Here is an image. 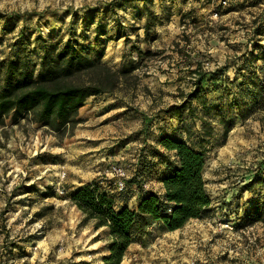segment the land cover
Returning <instances> with one entry per match:
<instances>
[{"label":"rangeland","instance_id":"374dc122","mask_svg":"<svg viewBox=\"0 0 264 264\" xmlns=\"http://www.w3.org/2000/svg\"><path fill=\"white\" fill-rule=\"evenodd\" d=\"M51 40L100 54L115 70L130 60L136 68L113 93L89 97L80 122L64 132L26 119L0 124V264H102L108 232L68 195L98 177L115 178L114 165L131 178L143 154L147 165L160 164L151 153L163 134L206 148L212 204L181 229L157 222L137 234L122 264H264L261 2L0 0V71L18 56L38 68L40 47ZM198 63L207 73L206 106L188 95ZM147 168L144 185H133L119 206L136 208L141 190L163 192ZM253 209L254 221L237 226Z\"/></svg>","mask_w":264,"mask_h":264},{"label":"trees","instance_id":"16d2710c","mask_svg":"<svg viewBox=\"0 0 264 264\" xmlns=\"http://www.w3.org/2000/svg\"><path fill=\"white\" fill-rule=\"evenodd\" d=\"M256 49L260 50L255 52L258 61L264 60V46H256ZM40 52L38 68H31L20 56L3 64L0 71V124L5 118L13 122L26 119L51 131L64 132L68 126L80 122L78 110L89 97L113 93L136 68V62L130 60L121 70H115L101 62L100 54L92 58L69 40L63 44L53 40L43 42ZM147 54L138 51L139 56ZM192 73L197 76L189 99H196L206 106L203 83L207 73L201 63ZM191 111H196L192 104ZM229 129L226 126L224 130L225 139ZM207 135L210 136L211 131ZM157 143L158 148L153 149L151 156L157 157L160 164L150 162L147 165L143 154L144 157L139 158V169L131 178H126L123 190H118L116 178L101 176L68 195L86 220L92 221L95 228L103 227L108 232V254L102 257V264H122L130 245L136 242L137 234L146 233L155 223L175 231L192 219L204 217L212 204L204 177L208 161L206 148L169 134L159 136ZM148 166L151 172L157 171L154 173L163 184V192L141 190L143 193L136 208L119 206L118 199L133 185L139 188L144 185L143 174ZM248 211L245 210V214ZM253 211H249V216H243L237 226L251 224L255 219Z\"/></svg>","mask_w":264,"mask_h":264},{"label":"built area","instance_id":"2783aa9c","mask_svg":"<svg viewBox=\"0 0 264 264\" xmlns=\"http://www.w3.org/2000/svg\"><path fill=\"white\" fill-rule=\"evenodd\" d=\"M211 1V5L215 6V7H229L230 3L233 0H210ZM258 1H264V0H258ZM263 4V3H262ZM215 15L217 16L218 13L215 12ZM112 173L113 175H115L116 178V185L118 190H123L125 188V180L126 178H128V174L127 171L124 167L120 166V165H114L112 167ZM224 226H233L230 223L224 224Z\"/></svg>","mask_w":264,"mask_h":264},{"label":"crops","instance_id":"0c3cea01","mask_svg":"<svg viewBox=\"0 0 264 264\" xmlns=\"http://www.w3.org/2000/svg\"><path fill=\"white\" fill-rule=\"evenodd\" d=\"M260 2H261V6L264 7V1H260ZM129 249H131V245H130Z\"/></svg>","mask_w":264,"mask_h":264}]
</instances>
